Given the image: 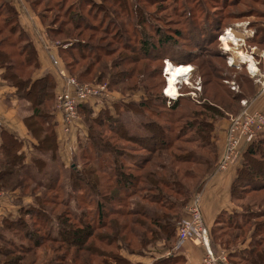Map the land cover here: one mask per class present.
Listing matches in <instances>:
<instances>
[{
  "label": "rangeland",
  "instance_id": "1",
  "mask_svg": "<svg viewBox=\"0 0 264 264\" xmlns=\"http://www.w3.org/2000/svg\"><path fill=\"white\" fill-rule=\"evenodd\" d=\"M30 1L44 25L50 27L49 45L56 65L51 57L49 60L61 83L56 81L54 87L50 107L53 119H44V125L37 124L40 117L28 120L36 137L29 129L31 138L26 142L14 143L15 140L7 135L0 145L6 143L9 146L12 140L13 152L16 150L19 155V161L5 164L7 158L8 161L11 158L1 148L6 155L0 156V173L11 167L27 173L13 176L10 184L16 177H23L19 188L0 189V193H11L16 204L11 214L0 216V264H52L51 260L62 264H184L178 254L183 244L176 247L180 225L188 216V208L195 196L199 197L202 209V193L193 190L211 167L213 169L207 177L217 169H228L233 157L241 151L246 152L255 137L257 151L245 158L252 165L246 171L243 169L244 177L240 173L243 170L237 172L241 177L236 181L235 209L241 212L234 215L223 213L218 217L215 232L211 233V243L216 245L213 247L215 251L224 249L229 254L233 251L229 257L231 264H264V142H261L264 141V131L254 135L250 141H246L244 135L240 136L241 130L229 135L232 124L243 111L262 112L256 107L257 110H251V105L264 93L261 89L264 76V0H123L131 6V12L127 13L118 12L119 0ZM13 13L9 6L1 9L0 41L5 39L2 44L4 50L18 53L25 44L19 40V33L9 31L16 25L9 18ZM16 15L18 18L17 12ZM228 30L233 37L223 38L224 34L228 36ZM166 37L172 38L166 41ZM143 38L152 45L147 54L141 51ZM12 40H19L14 48ZM23 57L13 56V59L20 63ZM169 62L192 67L186 77L177 79V94L171 96L166 92L169 76L165 67ZM17 67L19 70L21 66ZM131 69L132 77H125ZM20 71L23 77L30 71L32 75L34 73L29 65ZM68 77L77 79L80 85H106L109 97L89 99V104L79 109L78 119L66 122L63 113L56 108V98ZM20 101L22 114L31 117L34 113L32 102L27 98ZM174 103H177L176 108L171 109ZM46 109L44 106V111ZM116 120L117 123L122 122L121 129L125 131L126 139L112 130L111 125H115L112 123ZM48 126L50 130L45 128ZM166 126L169 131L164 129ZM51 129L57 141L56 159L53 161L49 158L50 153L41 156L37 150L38 139L50 136L48 131ZM90 131L109 145L121 147L129 160L138 163H144L147 158L149 149L146 147L156 145L158 153L145 163V168L136 169L126 160V171L142 175L159 166L156 171L165 169V175L182 183L181 186L173 183L174 186L158 188L149 186L141 178L133 198L124 195L119 199L122 193L114 187L117 186L116 178L109 180L100 172L102 182L114 187L106 194L107 205L120 208L123 203L127 204L125 211L136 206V209L147 213L165 212L171 218L172 208L146 201L142 194L149 197L170 195V200H182L185 188L193 191L182 208L179 222L175 221L172 238L168 239L160 232L157 236L153 232L142 231V226L131 222L134 218L148 221L138 214L112 211L105 216L103 223L99 221L103 218L97 214V205L102 198L96 188H92L89 194L83 193L72 183L77 169L95 168L96 160L89 154L94 157L98 154H93L92 151L96 150L91 148L93 145L87 146L91 141ZM149 132L156 135V143L146 137ZM70 136L72 140L68 139ZM166 137H169V142L163 147L160 139ZM209 139L214 148L206 147ZM220 139L223 140L222 148L218 151ZM137 141L144 143L141 146ZM227 144L229 155L223 160ZM170 156L171 163L168 161ZM38 160H43L41 165ZM100 162L107 166L105 160ZM259 166L263 171L258 172ZM167 168L171 169V174L167 173ZM50 175L56 176L51 187L48 184ZM110 196H116L115 200ZM32 208L36 215L34 211L30 212ZM80 229H85L82 230L86 233L84 236L77 234ZM64 230L68 236L63 234ZM73 232L75 236L71 235ZM44 236L47 239L56 236L58 239L51 241ZM113 237L116 239L112 241ZM244 244L256 246L251 259L242 258L240 246Z\"/></svg>",
  "mask_w": 264,
  "mask_h": 264
},
{
  "label": "trees",
  "instance_id": "2",
  "mask_svg": "<svg viewBox=\"0 0 264 264\" xmlns=\"http://www.w3.org/2000/svg\"><path fill=\"white\" fill-rule=\"evenodd\" d=\"M119 11L118 12H122V13H127L128 11L131 12V6L126 3L123 0H119ZM11 10H13V8L11 7ZM1 12V10H0ZM15 14L13 13L12 16H9V18H11L12 22H15V26L12 27L9 31L11 33H19V40H21V42H24V47H22V49H19L18 53H9L8 51L4 50V48L2 47V44L4 45V41L3 42L0 41V68H4L5 72L3 73V78L11 85L13 86L17 91H16V95L18 98H23V99H28L30 100V102H32L31 107H33L34 113L31 117H26L25 118V124L27 126L28 129H31L32 134L36 137V132L34 129H32V127H29V123L28 120L29 119H33L35 117H40V121L37 122V124L40 122L43 125L46 124V121L44 122V119H53L52 113H51V106H52V101H53V96H54V87H56V81L55 78L51 75V74H46L42 77L33 78V75L35 73V71L39 68V62H38V55H37V50L33 44V42L29 39V37L26 35V33L22 30L17 15H16V11H14ZM116 22V21H115ZM139 28V27H137ZM50 30V28H49ZM144 31V30H143ZM172 37H166V41L170 40ZM19 40L16 41H10L12 42V48H14L16 46V43H18ZM162 41V40H160ZM143 47H142V52H144V54H147L150 52V49L152 47V45H150V42L148 39H142ZM155 49V48H154ZM26 53V56L25 54ZM13 56L19 57V56H24L22 62L18 63L13 59ZM17 65H20V69L18 70ZM30 66L31 68L33 67L34 73L32 75V72H28L26 77H23L21 75V69L26 68L27 66ZM132 70H128L125 73V77L127 76V78L132 77L133 73ZM19 71V72H18ZM147 90V89H146ZM50 103V106H47V104ZM178 103V102H177ZM174 103L172 104V106H170L171 109L176 108V104ZM88 105V103L86 104V106ZM44 106L47 107V109L44 111ZM84 105L80 106L81 108H85ZM109 112V111H108ZM52 116V117H51ZM115 125H111L112 130L116 133V134H120L118 135L121 138H125V131H123L122 128V122L120 121L119 123H117V120L115 123H112ZM207 126H209V123H206ZM50 126V125H49ZM45 127L46 129L50 130V127ZM211 127V125H210ZM214 125H212L211 130H213ZM165 130H168L170 128H168L167 126L164 128ZM39 132L41 131V129H38ZM52 131H48L49 135L46 138L43 139H38V146H37V150L42 154H48L50 153L49 158L51 159V161L55 160L56 158V152H57V141H56V137H55V133L53 131V129H51ZM35 134H34V132ZM169 131V130H168ZM264 131L261 130L257 133L260 134ZM5 132V131H4ZM38 132V131H37ZM38 132V133H39ZM197 133H199V131H197ZM164 134L165 131H164ZM200 134V133H199ZM156 135L154 133H150L148 135H146V137H149V139H151L154 143H156L157 138L155 137ZM164 136V135H163ZM10 137L13 138L15 141H19L22 142V140H19V138L13 134L10 133ZM90 137H91V141H89V144L87 146L90 147V145H93L91 148H95L96 150H93V154H98V157H94V155H92V153H90V158H94L96 160V162H94V167L95 168H83V170H76V177H74V180H72V183L75 187H79V190H81V192H87L89 194V191L93 188H96L95 191H97L98 196H100L102 198V200L98 203V210H97V214L100 218L103 219H99V221H102V223L105 221V216L109 213V212H117V214L122 213L123 211H125V206L127 204H123L122 203V207L118 208L116 207V205L111 204L110 206L107 205L106 202V194L110 193L112 189H114V187L116 188V190L119 193H122L119 195V199L122 198L124 195L127 196V198L129 196V199L133 198V195H135L137 193V182L141 179L144 178L146 181V184H148L151 187H171L170 185L177 184L178 186H181V182L180 180L178 181L177 179H175L173 176L168 177V175H165V173H163L165 171V169L163 170V172H158L156 171V169L159 168V166H156L155 168H151L149 170H147L145 173H143L142 175L139 174H135L133 171H126V169L124 168V161H128L134 164V166H136V169H141V168H145V163L146 162H150L154 156H156V153H158V150L156 148V145H154V147H146L149 149V153L147 155V158L145 157V161L144 163H138L137 161H133V160H129L130 158L126 157L125 153L123 152V149L117 145H109L107 143V141H105L102 137L96 136L93 132L91 133L90 131ZM165 137V136H164ZM202 137V136H201ZM203 138V137H202ZM257 137L254 138V140L251 142V144L249 145L248 149L245 152V158L247 159L248 156L251 155H255L257 149L254 145V143L256 142ZM18 139V140H17ZM53 139V140H52ZM126 139V138H125ZM4 141V140H3ZM160 142L162 144V146L164 147L165 145H167V143L169 142V137H166L165 139H160ZM261 142H264L263 140ZM14 143L12 140H10V145L7 146L6 143L3 144L0 147V153L1 155L5 156L6 154H4L1 151V148L4 149L7 153V156L9 158H11L10 163L7 160L5 161V164H10L15 162V161H19V155L16 152H13V147ZM136 143L141 144V146L143 145L144 141H137ZM108 144V145H106ZM171 146V145H170ZM170 146L168 145V147L170 148ZM212 147L214 148V145L212 144V142H209L206 145V147ZM167 147V146H166ZM90 148V149H91ZM4 151V152H5ZM210 151L212 152V149H210ZM215 153V152H214ZM85 154L84 150H83V155ZM87 154V153H86ZM244 158V164L242 166V169L240 170H245L249 169L248 167L250 165H252L251 163H248L246 161V159ZM39 159V158H38ZM120 159H123L122 161H119ZM177 161H179L177 158H175ZM196 159V158H194ZM101 160H105L106 161V167H104L103 165H101ZM168 161L171 163V156L168 159ZM43 162V160H38L39 165H41V163ZM195 162H198L195 161ZM74 166V165H73ZM100 166V167H99ZM168 169V168H167ZM211 169H213V167L210 168V170L208 171V173L206 174V176L202 177L201 179V183L198 185V187H196L193 191H198L204 184V180L207 177L208 174H210ZM243 170V172L241 171L240 173L242 174V177H244L245 171ZM20 169H14V168H8L5 172L0 173V189H17L19 188V186H22L23 183V177H19L17 179V177L13 180V182L10 184L11 180L13 179V176H15L16 174H18L20 176V174H22L24 176V174L27 173H21ZM116 171V172H115ZM263 171V169L259 166L258 167V172ZM100 172H102V174H106V176L108 177L109 180H113V177L116 178L115 182L117 183V186H112L109 185L107 183H103V177L100 174ZM167 173L171 174V169H168ZM253 175V174H252ZM52 176V177H51ZM187 177H189V173L186 174ZM203 176V175H202ZM241 177V176H240ZM239 175H237V178H239ZM237 178L233 184V197L235 194V188L237 187L236 185V181ZM49 179V186H53V183L56 180V176L50 175ZM58 179V178H57ZM82 179V180H81ZM246 180V178H244ZM114 181V180H113ZM248 181H250V179H248ZM86 182V184H85ZM46 184H44L43 186H45ZM174 186V185H173ZM86 187V188H85ZM185 197L182 200H178L176 198L173 199H169L167 195L166 197H149L148 195H144L142 194V196H146V201H151L154 202L155 204L161 205L163 207H170L172 208V217L169 218V216L165 213V212H145V210H138L136 209V206L131 207V208H127V211L130 214H138L140 215V217H145L147 218L148 221H141L138 218H134L133 220H131V222H134L135 224L142 226V231H146V232H153V234L157 235L162 233L167 235V238H172L173 234L175 233V224L180 220L181 218V212H182V208L184 207L185 203L188 201L190 195H191V191L190 188H185ZM106 191V193H105ZM179 191V190H178ZM192 191V192H193ZM148 192V191H147ZM177 193V192H175ZM102 194V195H101ZM121 196V197H120ZM110 199H114L116 198L113 196L109 197ZM235 198V197H234ZM236 199V198H235ZM123 200V199H121ZM130 204V203H129ZM114 207V208H112ZM35 209L32 208L30 210V212H33ZM29 211V209L27 210ZM35 212V211H34ZM41 213L43 215H45L44 211H41ZM37 213L35 212V215ZM244 216V214H243ZM45 217V216H44ZM232 220V217H230ZM38 219V216L36 217V220ZM138 221H140L141 223H139ZM7 222V221H6ZM5 222V223H6ZM102 223H99V225H101ZM166 223H168V226L166 225ZM87 227L89 228L90 225H87ZM116 228V227H115ZM215 228L216 225L214 226L212 232H215ZM82 230L85 229H80L77 232V234H79V236H84V234H86L85 232H83ZM117 230V229H115ZM137 232H141L139 230L136 229ZM65 234V230L63 231ZM211 232V233H212ZM67 235V233L65 234ZM72 236H75L76 233L73 232L71 234ZM32 236V235H31ZM68 236V235H67ZM124 236L122 235V238ZM45 239H47V236H44ZM80 238V237H79ZM109 238V236H108ZM252 238V237H251ZM58 239V237L53 236L48 237L47 240H51V241H56ZM110 239V238H109ZM116 239V237H113V239H111L112 241ZM78 240V239H77ZM146 241V238L144 239ZM37 242V241H36ZM255 250H256V246L255 245H249V249L243 251L242 254V258H249L251 259L254 255H255ZM233 255V251L230 252L231 256ZM258 255V254H257ZM260 256V254L258 255ZM245 258V259H246ZM259 258H256V260H258ZM52 264H60V262H58V260H51L50 261ZM253 262H256L253 260ZM50 264V263H48ZM62 264V262H61ZM185 264V263H184Z\"/></svg>",
  "mask_w": 264,
  "mask_h": 264
},
{
  "label": "crops",
  "instance_id": "3",
  "mask_svg": "<svg viewBox=\"0 0 264 264\" xmlns=\"http://www.w3.org/2000/svg\"><path fill=\"white\" fill-rule=\"evenodd\" d=\"M5 6L12 7L13 10L17 12L18 21L22 30L37 49L39 68L34 73L35 79L46 74H51L57 83H61L52 70V65H50L49 60L50 57L52 58L51 45H49L50 27L48 28L47 25H44L42 17L35 10L30 0H0V10ZM4 72L5 69L0 68V145L7 135L10 136V133L26 142V139L31 138L29 129L25 124V118L27 116L20 111L22 107L19 102L21 101L16 95L15 88L3 78ZM260 95L261 96H258V98L254 100L255 102L253 101L254 103L251 105V110H257L256 108H258L264 112V93ZM25 108L24 106L23 109ZM54 113L55 116H57L56 111ZM68 139L72 140L71 136ZM222 141L221 139L220 141L218 140V151L222 148ZM67 146L69 147V144H67ZM242 152L243 151H241L239 155L233 157V160L229 163L228 169H217V171L209 175L207 179H205L203 187L199 189L202 193L201 205L203 215L211 232L214 226L217 225L218 217L221 214L227 213L234 215V213L241 212L238 208L235 209L236 201L233 197L232 189L234 181L237 178V172L244 162L245 152ZM15 206L16 204L11 193H0V216L11 214V211L15 210ZM213 238L212 242L214 244L215 237ZM212 247H216V245L214 244ZM248 249L249 245L244 244L240 246L241 251ZM178 254L185 261V264H203L202 259L205 255V247L201 244L185 241L178 251Z\"/></svg>",
  "mask_w": 264,
  "mask_h": 264
},
{
  "label": "built area",
  "instance_id": "4",
  "mask_svg": "<svg viewBox=\"0 0 264 264\" xmlns=\"http://www.w3.org/2000/svg\"><path fill=\"white\" fill-rule=\"evenodd\" d=\"M52 59L53 63L56 65V58L53 57ZM261 80H263L261 89L264 91V76H262ZM101 97H109L106 85H80L77 79L68 77L65 80L64 89L57 95L56 108L63 113L66 122H71L74 119H78L81 105L89 104V99ZM231 127L232 129H230L229 135L237 130H241L242 134L240 136L244 135L247 139L246 141H250L254 135L264 129V113H249L243 111L242 115L235 120ZM228 144V149L225 152L226 154L224 155L223 160H225L227 154L229 155ZM192 201V204L188 208L189 217L187 216L182 219L176 247H180L185 241L191 240L196 244H201L205 247L206 250L203 257V264H231L228 251L224 249L215 251L212 247L211 229L205 222L199 204V197L195 196Z\"/></svg>",
  "mask_w": 264,
  "mask_h": 264
},
{
  "label": "bare ground",
  "instance_id": "5",
  "mask_svg": "<svg viewBox=\"0 0 264 264\" xmlns=\"http://www.w3.org/2000/svg\"><path fill=\"white\" fill-rule=\"evenodd\" d=\"M225 37H228V38H232L233 37L231 30H228V36H226L225 34L223 35V38H225ZM227 48H228V44H227ZM250 59H251V57H250ZM251 62H250V64H251ZM251 67L256 69V67H254L253 63L251 64ZM191 70H192V67L189 66V65H185L184 64L182 66H180V65L176 66V65L171 64L170 62L168 63V65L166 67V72L168 73V76H169L168 77L169 78V85H168V88H167L166 92H168V94L170 96L177 94L176 85H175L177 83V79L182 77V76H185V75L189 74V72Z\"/></svg>",
  "mask_w": 264,
  "mask_h": 264
}]
</instances>
